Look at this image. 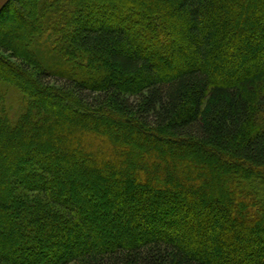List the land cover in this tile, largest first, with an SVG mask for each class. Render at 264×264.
I'll use <instances>...</instances> for the list:
<instances>
[{"label":"trees","instance_id":"16d2710c","mask_svg":"<svg viewBox=\"0 0 264 264\" xmlns=\"http://www.w3.org/2000/svg\"><path fill=\"white\" fill-rule=\"evenodd\" d=\"M15 12L0 264H264V0H12L0 22Z\"/></svg>","mask_w":264,"mask_h":264},{"label":"rangeland","instance_id":"374dc122","mask_svg":"<svg viewBox=\"0 0 264 264\" xmlns=\"http://www.w3.org/2000/svg\"><path fill=\"white\" fill-rule=\"evenodd\" d=\"M26 1V0H25ZM37 1H40V0H37ZM256 0H254V2H255ZM27 8H29L30 6H29V4L28 3H26V5H25ZM15 15H17V13L15 12V14H11V15H9L8 17H6V18H4L3 19V22H0V31H1V33H0V36L1 37H4L5 35H6V33H8V31L9 30H6L4 27H3V23L5 22L6 24H8V23H12V24H14V25H16V26H19L22 30H24L25 29V26L23 25V24H21L18 20H17V18L15 17ZM26 22L28 23V24H30L31 23V21L29 20V21H27L26 20ZM26 30V29H25ZM3 35V36H2ZM185 37H186V35H185ZM188 38L186 37L185 38V43H188V41L186 42V40H187ZM44 39H42L41 41H40V46H43L42 45V43L44 44V41H43ZM45 41H47L46 39H45ZM48 43V42H47ZM47 46L48 45H46V48H47ZM46 48H44V47H42V49L43 50H45ZM5 55H7L6 57H8L9 58V54H5ZM11 61H12V63L13 62H17V60H15V59H10ZM34 68V67H33ZM30 71L31 70H35V68L34 69H29ZM1 73V72H0ZM117 81H119V80H117ZM14 85V84H13ZM20 96H23V97H26L27 99H29L28 98V96H26L25 94H23V95H20ZM17 102V101H16ZM38 103H40V105H42L43 107H44V110H48V111H53V109H54V107L56 106V108H59V109H63L64 108V110H66L68 113H69V115L70 116H73L76 112H74L75 110L74 109H72V107H69V106H63V105H60V104H52V103H49V102H47V101H39ZM19 104V103H18ZM18 104L17 103H14L13 102V106H16V107H19L18 106ZM21 108H23V107H21ZM46 125H51V123H46ZM5 129H3L2 131H0V133H2L1 134V136H3V137H6V136H8V134H7V132H6V130L4 131ZM35 130L33 129V131L32 132H34ZM36 133H37V130H36ZM120 138H121V136H119ZM43 140H47V137H44L43 138ZM56 141H59L60 142V136H59V139L57 138V140H55L54 142H56ZM17 143H19V141L17 140ZM23 145V144H22ZM90 161V160H89ZM17 163L19 164V165H21V166H24V165H26L27 164V160H18L17 161ZM36 167H38V168H41L42 166H41V164L40 163H36ZM20 174H22V173H20V172H18V174H13L12 175V178H13V176H17V177H19L20 176ZM134 180L135 181H137L136 180V178H134ZM57 182H58V180H57ZM226 187L228 188V189H230V185H229V183L228 182H226ZM212 195H215L213 192H212ZM9 226H10V224H8ZM7 225V226H8ZM36 226H38V228H40V229H44L45 227L43 226V224H40V225H36ZM2 253H3V251H1ZM4 253H6L9 257H14L13 256V254L12 253H10L9 251H4ZM27 261L28 260H26V259H23L22 260V263H27Z\"/></svg>","mask_w":264,"mask_h":264},{"label":"water","instance_id":"95a60500","mask_svg":"<svg viewBox=\"0 0 264 264\" xmlns=\"http://www.w3.org/2000/svg\"><path fill=\"white\" fill-rule=\"evenodd\" d=\"M12 0H0V12L11 2Z\"/></svg>","mask_w":264,"mask_h":264}]
</instances>
